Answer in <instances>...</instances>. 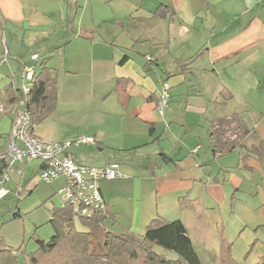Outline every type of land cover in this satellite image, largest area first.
<instances>
[{"label": "crops", "instance_id": "crops-1", "mask_svg": "<svg viewBox=\"0 0 264 264\" xmlns=\"http://www.w3.org/2000/svg\"><path fill=\"white\" fill-rule=\"evenodd\" d=\"M160 5L172 15H156ZM32 54L48 58L56 79L54 107L33 134L93 136L68 153L87 165L116 161L126 175L100 182L109 229L141 234L156 216L180 219L194 248H219L249 228L245 246L259 242L264 260V164L214 154L208 134L211 119L236 111L254 128L245 144L264 140V0H0V157ZM193 56V70L176 69L174 59ZM163 83L170 96L161 117ZM172 126L175 137L194 131L181 155L163 147ZM16 162L10 171L22 174Z\"/></svg>", "mask_w": 264, "mask_h": 264}, {"label": "trees", "instance_id": "trees-1", "mask_svg": "<svg viewBox=\"0 0 264 264\" xmlns=\"http://www.w3.org/2000/svg\"><path fill=\"white\" fill-rule=\"evenodd\" d=\"M166 12L172 15V8L160 5L156 15L164 16ZM195 56L187 60L174 59L176 69L181 72L193 70L189 65ZM47 63L48 58L36 60L38 70L25 98V109L29 114L27 130L30 133H33L36 124L49 115L55 104L56 79L51 76ZM18 90L12 99L14 101L19 96ZM216 103L224 104L222 101ZM253 131L254 128L249 127L236 111L211 119L208 134L212 152L219 155L237 152L242 167H247L245 161L250 156L264 164V140L256 145L245 144V138ZM163 156L165 160H170L166 154ZM4 165V158L0 157V171ZM42 167L43 162L40 169ZM178 203L183 208L192 206L184 197H179ZM108 219L112 221L113 215L106 207L92 217L74 213L69 205L52 207L48 220L52 235L48 240L35 239L36 248L24 254L23 264H204L180 219L167 220L156 216L141 234L127 228L115 232L107 227ZM76 222L81 230L77 229ZM218 257L219 264H240L233 256L231 243L224 239L219 245ZM17 262L16 250L6 246L0 249V264ZM260 264H264V260Z\"/></svg>", "mask_w": 264, "mask_h": 264}, {"label": "built area", "instance_id": "built-area-1", "mask_svg": "<svg viewBox=\"0 0 264 264\" xmlns=\"http://www.w3.org/2000/svg\"><path fill=\"white\" fill-rule=\"evenodd\" d=\"M36 60L38 55L32 54L20 72L23 84L18 90L19 96L14 101L16 113L6 142V151L1 155L5 165L0 171V199L7 194L5 184L10 179L9 171L13 163L23 161L24 158H39L43 162L39 171L42 181L50 183L57 178L64 180V185L56 192L62 195V206L69 205L74 213L92 217L106 207L100 191V182L126 175L119 170L116 161H109L102 166L87 165L68 153V148L73 144L96 143L93 136L82 135L74 140L52 141L41 139L27 130L29 114L25 109V98L35 73ZM169 96V86L163 83L156 102V111L161 117L164 116ZM3 110L4 107L1 106L0 111ZM17 172H20V169H17Z\"/></svg>", "mask_w": 264, "mask_h": 264}, {"label": "rangeland", "instance_id": "rangeland-1", "mask_svg": "<svg viewBox=\"0 0 264 264\" xmlns=\"http://www.w3.org/2000/svg\"><path fill=\"white\" fill-rule=\"evenodd\" d=\"M13 42H15L14 39ZM14 44L19 46L16 43ZM32 49L34 48L26 47L24 49L26 50L25 54ZM164 130L166 132L162 136L164 139L162 141L163 147L166 150L173 151L174 154L179 153L181 155L184 153L185 147L183 143L186 144L190 141L194 131L189 132L188 130L184 134L175 137L171 134L174 126L171 128L165 127ZM167 133L171 134L169 139L167 138ZM199 134L204 139L205 132L199 131ZM178 141H180L179 144L176 143ZM23 162L25 167L22 174H15L13 170L9 171L10 179L5 184L7 194L0 199V245L16 250L17 264H23L24 254L36 248L35 239L48 240L50 238L53 233L52 227L48 222L50 209L62 206L63 202L62 195L56 193L58 186L62 183L61 179L45 183L37 172L41 159L24 158ZM14 165H18V161ZM13 214H16V216H13ZM76 227L77 229H82L78 222H76ZM252 232L248 228L237 241L235 240L231 244L232 253L234 252L235 259L240 264H260L261 257H259L260 254L257 251L262 249H258L259 242L255 243L256 245L253 246L252 251V247H249L251 245L245 246V240H251ZM195 250L202 263L219 264V248H200L196 246ZM169 254L171 253L169 252ZM215 257L216 259L214 260Z\"/></svg>", "mask_w": 264, "mask_h": 264}, {"label": "water", "instance_id": "water-1", "mask_svg": "<svg viewBox=\"0 0 264 264\" xmlns=\"http://www.w3.org/2000/svg\"><path fill=\"white\" fill-rule=\"evenodd\" d=\"M13 216H16V214H13Z\"/></svg>", "mask_w": 264, "mask_h": 264}]
</instances>
